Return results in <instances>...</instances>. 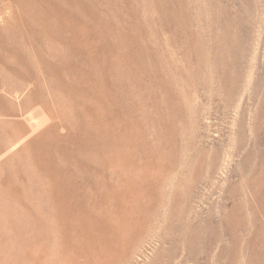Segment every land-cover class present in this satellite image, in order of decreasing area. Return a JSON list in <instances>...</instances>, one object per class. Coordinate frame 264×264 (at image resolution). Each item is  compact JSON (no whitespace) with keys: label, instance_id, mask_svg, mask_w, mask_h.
Instances as JSON below:
<instances>
[{"label":"rangeland","instance_id":"rangeland-1","mask_svg":"<svg viewBox=\"0 0 264 264\" xmlns=\"http://www.w3.org/2000/svg\"><path fill=\"white\" fill-rule=\"evenodd\" d=\"M0 264H264V0H0Z\"/></svg>","mask_w":264,"mask_h":264}]
</instances>
